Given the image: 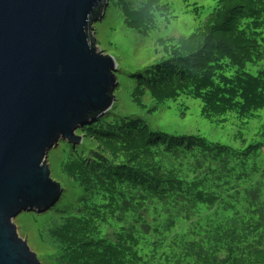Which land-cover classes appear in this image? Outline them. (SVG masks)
Segmentation results:
<instances>
[{"label": "trees", "instance_id": "1", "mask_svg": "<svg viewBox=\"0 0 264 264\" xmlns=\"http://www.w3.org/2000/svg\"><path fill=\"white\" fill-rule=\"evenodd\" d=\"M157 6V0L125 5L126 19L142 18L141 26L132 19L128 27L153 29V13H166ZM163 43L176 56L165 54L143 70L153 101L188 95L201 100L210 120L227 112L261 118L264 63L256 75L244 68L264 61V0H217L191 37ZM180 58L177 67L167 60ZM91 125L101 129L114 160H87L100 164L95 172L81 159L72 165L88 196L79 212L45 230L64 264H264V169L238 172L234 150L199 136L152 132L144 122Z\"/></svg>", "mask_w": 264, "mask_h": 264}, {"label": "water", "instance_id": "2", "mask_svg": "<svg viewBox=\"0 0 264 264\" xmlns=\"http://www.w3.org/2000/svg\"><path fill=\"white\" fill-rule=\"evenodd\" d=\"M108 0H0V264H41L14 219L62 195L47 156L112 107L117 63L90 33Z\"/></svg>", "mask_w": 264, "mask_h": 264}, {"label": "rangeland", "instance_id": "3", "mask_svg": "<svg viewBox=\"0 0 264 264\" xmlns=\"http://www.w3.org/2000/svg\"><path fill=\"white\" fill-rule=\"evenodd\" d=\"M146 0H108L104 17L92 24L90 32L98 51L109 55L117 63L115 73L117 87L112 96L114 102L105 115L91 124L107 122H144L152 132H161L169 137L199 136L210 144H217L234 150L236 158L232 163L238 172L256 174L264 169V109L259 110L261 118L240 119L236 112H227L210 120L202 115V102L188 95L175 100L153 101L147 93L146 75L143 70L158 64L165 58L164 43L170 37H191L204 22L209 21L217 0H157L158 6L166 13L155 11V27L145 33L128 27V22L141 26L140 15L129 14L127 19L123 7L137 8ZM167 55V54H166ZM171 53L168 57L174 56ZM176 56V55H175ZM168 63L178 66L184 64L182 58L167 59ZM248 63L244 71L253 75L258 73L262 64ZM167 68V67H166ZM144 88V94L141 88ZM98 121V122H97ZM85 125L76 131L81 137L79 144L59 140L49 151L47 165L50 177L62 190L57 203L48 210L26 211L15 219L19 236L26 240L41 264H64L61 256L48 241L47 228L60 221L68 213L79 212L83 198L88 195L71 176L72 165L81 159L85 168L101 171L100 166L89 165L93 158L102 155L111 158L105 140H100L101 132L97 126ZM158 139L161 140L160 137ZM163 140V139H162ZM88 160V162H87ZM128 168V163L118 164ZM112 234V231L109 230Z\"/></svg>", "mask_w": 264, "mask_h": 264}]
</instances>
